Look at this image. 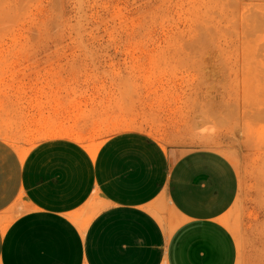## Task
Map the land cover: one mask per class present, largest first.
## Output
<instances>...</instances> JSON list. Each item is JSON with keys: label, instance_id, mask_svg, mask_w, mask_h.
<instances>
[{"label": "crops", "instance_id": "1", "mask_svg": "<svg viewBox=\"0 0 264 264\" xmlns=\"http://www.w3.org/2000/svg\"><path fill=\"white\" fill-rule=\"evenodd\" d=\"M53 50L0 78V264H237L224 217L240 177L224 154H178L140 131L96 153L65 134L29 144L47 132L93 141L103 115L101 69Z\"/></svg>", "mask_w": 264, "mask_h": 264}, {"label": "rangeland", "instance_id": "2", "mask_svg": "<svg viewBox=\"0 0 264 264\" xmlns=\"http://www.w3.org/2000/svg\"><path fill=\"white\" fill-rule=\"evenodd\" d=\"M43 48L101 69L104 111L93 141L47 132L30 145L65 134L96 153L140 131L178 154H224L240 177L224 217L237 264H264V0H0V78Z\"/></svg>", "mask_w": 264, "mask_h": 264}, {"label": "bare ground", "instance_id": "3", "mask_svg": "<svg viewBox=\"0 0 264 264\" xmlns=\"http://www.w3.org/2000/svg\"><path fill=\"white\" fill-rule=\"evenodd\" d=\"M223 117V116H222Z\"/></svg>", "mask_w": 264, "mask_h": 264}]
</instances>
